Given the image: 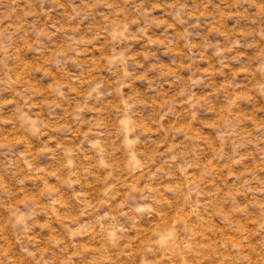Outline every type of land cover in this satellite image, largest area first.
I'll return each instance as SVG.
<instances>
[{
    "label": "rangeland",
    "instance_id": "obj_1",
    "mask_svg": "<svg viewBox=\"0 0 264 264\" xmlns=\"http://www.w3.org/2000/svg\"><path fill=\"white\" fill-rule=\"evenodd\" d=\"M0 264H264V0H0Z\"/></svg>",
    "mask_w": 264,
    "mask_h": 264
}]
</instances>
